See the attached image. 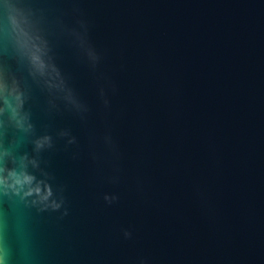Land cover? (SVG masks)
I'll list each match as a JSON object with an SVG mask.
<instances>
[{"label":"water","instance_id":"water-1","mask_svg":"<svg viewBox=\"0 0 264 264\" xmlns=\"http://www.w3.org/2000/svg\"><path fill=\"white\" fill-rule=\"evenodd\" d=\"M0 180V264H264V0H0Z\"/></svg>","mask_w":264,"mask_h":264},{"label":"clouds","instance_id":"clouds-1","mask_svg":"<svg viewBox=\"0 0 264 264\" xmlns=\"http://www.w3.org/2000/svg\"><path fill=\"white\" fill-rule=\"evenodd\" d=\"M15 115H16V110L13 109V116H15ZM10 175L15 177V179H14V184L13 185H9V187H14L15 185H19L21 183L29 182L30 179H31L30 177L25 176L23 178V180H21L20 178L16 177L15 173H10ZM0 183H4V181L0 180Z\"/></svg>","mask_w":264,"mask_h":264}]
</instances>
